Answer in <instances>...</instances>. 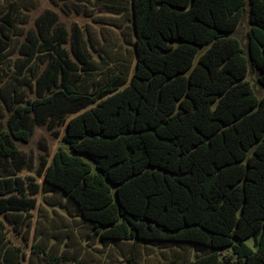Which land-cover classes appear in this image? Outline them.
<instances>
[{"label": "trees", "instance_id": "trees-1", "mask_svg": "<svg viewBox=\"0 0 264 264\" xmlns=\"http://www.w3.org/2000/svg\"><path fill=\"white\" fill-rule=\"evenodd\" d=\"M107 1L131 10L130 79L116 73L87 88L98 68L81 28L71 34L51 9L20 46L19 74L42 55L50 61L38 97L14 102L0 130V215L30 219L37 195L55 189L104 241L206 251L176 264H264V96L248 80L253 70L264 87V0ZM247 8L245 49L233 34ZM12 13L0 23V71ZM41 125L56 136L65 127L64 146L35 168L17 142ZM7 244L0 232V264H21V249Z\"/></svg>", "mask_w": 264, "mask_h": 264}, {"label": "rangeland", "instance_id": "rangeland-1", "mask_svg": "<svg viewBox=\"0 0 264 264\" xmlns=\"http://www.w3.org/2000/svg\"><path fill=\"white\" fill-rule=\"evenodd\" d=\"M47 9L57 12L60 23L71 34L75 26L81 28L86 49L98 68V72L87 77V88H91L93 83H103L108 76L116 73L122 72L130 79L134 72L135 35L130 8L123 9L119 3L107 0H0V23H3L2 17L7 11H13L12 30L8 33L11 46L2 58L0 71V130L6 129L14 102L38 97L37 78L48 65L50 56L42 55L30 70L19 74L22 62L19 49L28 32L36 29V19ZM249 29L247 8L233 34L245 49ZM66 47L74 57L71 42ZM248 80L259 97H263L264 87L258 82L257 72L251 70ZM57 129L59 136L46 125L37 126L30 142H17L20 151L33 160L35 168L42 157L47 156L51 160L55 152L64 146L62 136L65 127ZM21 175L35 174L26 169ZM37 198L38 206L31 212L30 219H26L25 215H0V232L8 239L7 245L10 248L19 247L25 255L21 264H50L43 254L33 252V245H41L50 257L61 258L56 264H176L194 260L206 252L195 244L182 246L184 244L137 239L107 242L95 234L92 224L82 218L74 201L62 191L42 190ZM26 222L31 224L29 228Z\"/></svg>", "mask_w": 264, "mask_h": 264}, {"label": "crops", "instance_id": "crops-1", "mask_svg": "<svg viewBox=\"0 0 264 264\" xmlns=\"http://www.w3.org/2000/svg\"><path fill=\"white\" fill-rule=\"evenodd\" d=\"M41 246V245H40ZM42 247V246H41Z\"/></svg>", "mask_w": 264, "mask_h": 264}]
</instances>
